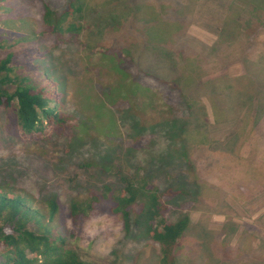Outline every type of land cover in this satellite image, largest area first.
<instances>
[{"label": "rangeland", "instance_id": "obj_1", "mask_svg": "<svg viewBox=\"0 0 264 264\" xmlns=\"http://www.w3.org/2000/svg\"><path fill=\"white\" fill-rule=\"evenodd\" d=\"M45 1L58 8L66 2L0 5V44L6 46L0 59L12 53L18 57L15 75L31 73L37 80L45 70L62 92L66 89L61 111L70 113L67 130L50 140L25 136L0 109V177L13 171L15 187L31 194L29 205L46 219L41 198L54 195L60 208L53 225L87 264H158L154 245L136 236L134 226L126 232L121 218L109 211L121 177H147L159 191H171L164 197L166 220L187 215L191 221L178 248L182 264H264V113L255 129L252 120L256 99L264 98V0H188L183 11H191L190 21L181 35L169 30V50L160 46L164 35H150L153 25L147 27L142 18L150 12L144 4L156 0H85L98 9L97 16L84 10L83 18L70 19L83 31L57 33L59 38L41 34ZM91 14L110 25H82ZM223 24L229 46L217 54L211 47ZM37 48L47 60L30 57ZM162 61L174 69L187 64V84L179 81L182 94L172 86L180 72L164 70ZM215 80L229 116L217 127L207 97ZM201 134L208 142H200ZM106 163L112 167L104 173ZM183 184L198 191L180 194L176 187ZM72 201L92 205L74 236L64 233L72 228ZM203 232L210 247L201 242Z\"/></svg>", "mask_w": 264, "mask_h": 264}, {"label": "trees", "instance_id": "obj_2", "mask_svg": "<svg viewBox=\"0 0 264 264\" xmlns=\"http://www.w3.org/2000/svg\"><path fill=\"white\" fill-rule=\"evenodd\" d=\"M5 1L0 0V5L4 4ZM111 1L113 0H107V3ZM241 1L247 2L246 0ZM156 2L155 4L152 2L144 4L150 9V12H143L142 18L146 21L145 25L147 27L148 25H153V27L149 26L147 30L154 37L158 38L159 34V36L163 37L164 35L165 37V31L167 30L168 37L162 38L160 46L165 50H169L171 48L169 30L180 31L181 35L182 29H184L183 25L190 21L191 11L188 13L183 11L188 0H156ZM43 5V30L41 34L53 35L55 38L57 33H69L72 36L80 34L83 31V27L71 22V20H74L77 16L80 19L83 18L84 10H86L85 13L89 9L90 11L93 10L96 16L98 13V9L90 8L92 3L87 5L85 0H66L65 5L60 8L53 1H45ZM94 17L91 14L88 16V20L82 22V25H87L86 27L88 28L89 25L106 24L107 20H98ZM107 25H110L108 21ZM155 25H163L165 28ZM220 33L218 36L219 41L216 43L218 48L215 45L211 47V49H217V54L228 51L227 48L229 46L225 24L220 26ZM24 39H22L24 42H28L30 37ZM62 41L63 39L60 42ZM224 45H227L226 49ZM0 48L4 49L6 46L0 44ZM30 52V57L38 61L40 59H48V56L40 48L32 49ZM162 55L163 57L166 56L164 52ZM16 58L18 57L8 53L4 58L0 59V109L10 118L12 126L20 129L25 136L43 140L63 136L67 130V121L70 114L61 111L63 92L65 93L66 89L62 92L60 83L58 84L50 76V73L45 70L41 72L40 78L37 80L32 78L31 73L22 77L15 75L16 65H14V60ZM182 61L185 62L186 60ZM169 62L171 63L170 60ZM170 63L169 67H167L168 64L162 61L160 66L163 69L167 67L168 69L164 70L172 73L180 72V76L175 77L172 86L178 90L179 94H182L179 81L182 83L183 80L186 82L184 85L187 84L188 76L184 73V68L187 64H183V68L180 67L182 64H179L174 69V63H171L173 66ZM49 66L54 67L53 62H50ZM217 82L218 80L214 81L215 86H213L212 81L209 82L211 84V90H209L211 95H207L212 108L214 127H217L216 125H220L223 121L229 122L226 107H223L219 94L214 90ZM65 94H68L67 91ZM256 102L258 111L252 116L254 129L259 119V114L264 113V98H257ZM183 105L188 112H191L193 108L191 105L184 103ZM205 120L206 124H209L208 119L206 118ZM177 122V127L180 129L182 123ZM200 126L199 124L194 128L197 129ZM201 135L202 139L200 142H208L209 138L206 135ZM181 137H183V134ZM189 141L192 142V140ZM182 149L185 150V147ZM181 155L186 159L185 152ZM101 166L104 173L109 172L112 167L108 163ZM188 166V170L192 173L193 169L189 162ZM8 173H10L8 174L9 177L4 178L6 175L3 178L0 177V182H2L0 183V264H87L68 244L67 237L60 231L59 226L53 225V220L58 216L60 208L57 198L54 195H46L41 198L49 214L46 219L40 210L32 209L29 205V203L32 204L34 201L31 194L15 187L14 172L8 170ZM192 178L195 183L201 186L197 176L193 175ZM119 181L121 187L116 190L118 191L117 194L112 197L113 204L109 208L110 213L121 218L126 232H129L131 227L134 226L137 232L136 236L140 239L144 238L154 245L157 249L158 264H182L183 261L178 256V248L185 232L191 227V221L187 215L173 223L166 220L164 215L166 210L164 197L171 194V191L167 190V194L159 191L148 181L147 177L138 180L121 177ZM183 185L185 186L176 187L177 192L180 194L184 192L188 195H193L198 191V188L195 187L194 193H192L186 184ZM105 189L107 191L111 190L108 186ZM91 211V201H86L85 203L72 201L68 212V220L72 228L67 231L64 226H61L65 230L64 233L69 232L72 236L78 234L84 228ZM131 212L133 213L132 216ZM203 233L200 237L201 242H204V247H210L205 241L207 233Z\"/></svg>", "mask_w": 264, "mask_h": 264}]
</instances>
